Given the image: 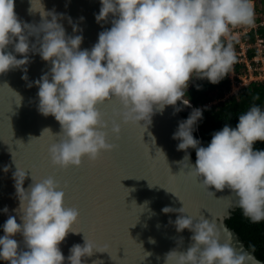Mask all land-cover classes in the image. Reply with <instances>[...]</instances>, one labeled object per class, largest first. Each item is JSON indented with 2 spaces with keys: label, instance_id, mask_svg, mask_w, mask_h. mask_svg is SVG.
<instances>
[{
  "label": "clouds",
  "instance_id": "1",
  "mask_svg": "<svg viewBox=\"0 0 264 264\" xmlns=\"http://www.w3.org/2000/svg\"><path fill=\"white\" fill-rule=\"evenodd\" d=\"M251 3V0H100L95 19L100 23L111 16V27L98 34L90 49H81L82 34H66L59 22L63 14H41L51 19L45 18L33 26L18 19L15 0H0V73L23 67L22 78L27 79L30 51L38 52L44 61L51 63L49 72L28 86L32 83L38 86V111L52 115L61 126L63 135L48 147L51 164L60 169L78 167L84 157L95 161L102 151L114 149L115 145L107 139L109 123L111 133L118 136L121 122L147 127L152 116L168 105L174 107V113L181 110V105L191 106L192 111L178 122L173 133V139L179 140L177 149L185 151L178 162L183 165L179 173H183L185 181L199 179L207 189L209 186L217 191L231 189L243 214L252 222H260L264 220V149H255L253 145L264 141V110L253 104L239 115L235 127L225 124L203 146L193 135L203 118V109L195 108L186 96L194 78L215 84L227 75L237 57L233 46L238 43L230 36L231 31L235 30L237 37L242 36L238 40L241 45L244 30L250 31L249 39L252 33L255 35L252 44L257 34L262 35L259 30L264 27V20L257 18L253 22ZM78 31L82 33L73 24V32ZM31 35L37 36L38 48L30 44ZM229 37L232 39L227 42ZM10 44L22 58L6 51ZM251 54L255 55V49L249 51V59L254 57ZM234 76L232 73L231 77ZM237 92L232 89L230 95ZM113 98L119 101L120 108L114 110L109 121L99 105ZM46 131L51 132L45 128L43 133ZM189 148L196 152L194 165L188 163ZM4 171H8V166ZM25 178V170L16 165L13 179L22 223L12 215L4 222L0 260L9 264H64L65 256L59 245L69 231L76 232L73 225L79 212L64 206L65 193L53 176L38 181L32 176L27 190L23 187ZM3 211H8L6 206ZM162 211L180 213L174 221L176 230H190L193 241L186 251L176 248L168 251L164 264H247L251 259L249 253L234 250L230 240L221 242L214 220L210 222L203 217L196 220L185 215L184 205L179 209L166 206ZM17 233L23 236L27 250H18V241L14 239ZM94 249L101 251L84 237L83 245L71 246L67 260L69 264H84L82 257L90 256Z\"/></svg>",
  "mask_w": 264,
  "mask_h": 264
},
{
  "label": "water",
  "instance_id": "2",
  "mask_svg": "<svg viewBox=\"0 0 264 264\" xmlns=\"http://www.w3.org/2000/svg\"><path fill=\"white\" fill-rule=\"evenodd\" d=\"M100 7V0H15L14 10L22 23L33 26L45 18L51 19L42 16L48 12L63 14L59 22L66 34H82L80 48L90 49L98 34L111 27V16L97 23L95 16ZM73 24L82 33H74ZM29 41L39 47L36 35L29 36ZM6 51L22 58L14 52L13 44ZM28 56L27 79L22 78L23 67L0 73V236L4 235L2 226L9 215L22 223L13 179L17 165L26 172L23 183L26 190L32 176L36 181L53 176L65 193L64 206L79 212L73 225L76 232L69 231L59 245L65 256L64 264H69L71 246L83 245L84 237L101 251L107 249L103 252L94 249L90 256L82 257L84 264H164L168 251L173 248L186 251L193 243L190 230H176L174 221L180 213L162 211L166 206L179 209L183 205L185 215L196 220L201 217L214 220L221 242L230 240L234 250L250 254L247 264H264L226 223L240 208L231 189L217 191L212 186L207 189L199 179L185 181L183 173H179L183 165L178 162L185 151L177 149L179 140L173 139V133L183 120L182 112H191V106L181 105V110L174 113V107L168 105L152 116L147 127L121 122L118 136L111 133L109 123L107 139L115 145L114 149L102 151L95 161L84 157L80 166L60 169L51 164L48 147L63 135L61 126L52 115L38 111V86L35 83L28 86L49 72L51 63L44 61L38 52L30 51ZM13 96L16 103H12ZM99 107L110 121L120 104L113 98ZM45 128L51 132L43 133ZM192 150L187 149L188 163L194 165ZM5 166L8 171H4ZM5 206L7 212L3 211ZM14 239L18 241V250H27L21 234L17 233ZM0 264L9 262L0 260Z\"/></svg>",
  "mask_w": 264,
  "mask_h": 264
},
{
  "label": "trees",
  "instance_id": "3",
  "mask_svg": "<svg viewBox=\"0 0 264 264\" xmlns=\"http://www.w3.org/2000/svg\"><path fill=\"white\" fill-rule=\"evenodd\" d=\"M259 31L264 37V27ZM221 39L226 44L224 37ZM250 41H255L253 33L250 35ZM253 55L251 54L250 57ZM233 66V69L231 67L227 75L218 83L213 84L206 79L198 78H194L189 83L186 96L195 108L203 109V118L193 132L194 137L199 139L203 146H207L214 132L222 129L225 124L235 127L239 115L253 104L259 105L264 110V81H253L243 85L236 94L230 95L233 84L241 82L240 77L247 73V69L238 62L237 57ZM232 73L234 77H231ZM189 113L182 112L183 119H186ZM253 147L264 149V141H256ZM192 157L196 160L195 149L192 150ZM226 223L238 234L246 248L254 251L256 257L264 262V220L252 222L243 214L241 208H238L230 218L226 219Z\"/></svg>",
  "mask_w": 264,
  "mask_h": 264
},
{
  "label": "built area",
  "instance_id": "4",
  "mask_svg": "<svg viewBox=\"0 0 264 264\" xmlns=\"http://www.w3.org/2000/svg\"><path fill=\"white\" fill-rule=\"evenodd\" d=\"M249 32H250L249 30L248 31L244 30L242 32V35L245 36V38L243 39V43L241 45L242 55L245 56L246 51L248 52L250 49H255V55L252 59H249L248 57V61L246 64L240 63V60H239V63L244 65L245 68L247 69L246 70L247 73H245L244 75L240 77L241 82H239L237 85L236 84L234 85L233 90L236 92L240 90V88L243 85H248L249 83L253 81H260V82L264 81V68H260L261 66L264 67L263 65L264 64V37L262 35L257 34L256 42L252 44L248 37ZM231 39L232 38L229 37V39H227V42H230ZM254 47H257V48H254Z\"/></svg>",
  "mask_w": 264,
  "mask_h": 264
},
{
  "label": "rangeland",
  "instance_id": "5",
  "mask_svg": "<svg viewBox=\"0 0 264 264\" xmlns=\"http://www.w3.org/2000/svg\"><path fill=\"white\" fill-rule=\"evenodd\" d=\"M251 1H253V3H251V5H252L253 11H254L253 22L255 23L257 18H259L261 21H263L264 20L263 0H251ZM230 27H232V26H230ZM235 32L236 31L234 30V31H231V33H230V36L232 38H234L233 40H235L238 43V46H233V49L235 50V55L237 56L238 60H240V63L246 64L248 61V57H249V51L251 49L248 52L246 51L245 56L242 55L241 44H240L241 42L238 41L240 39L242 40V36L237 37V33H235ZM239 45H240V47H239ZM254 48H257V47H254ZM238 51H239V56L236 54ZM260 68H264V67L261 66ZM215 103H217V102H215Z\"/></svg>",
  "mask_w": 264,
  "mask_h": 264
},
{
  "label": "snow or ice",
  "instance_id": "6",
  "mask_svg": "<svg viewBox=\"0 0 264 264\" xmlns=\"http://www.w3.org/2000/svg\"><path fill=\"white\" fill-rule=\"evenodd\" d=\"M12 103H16V97H14V96L12 97Z\"/></svg>",
  "mask_w": 264,
  "mask_h": 264
},
{
  "label": "bare ground",
  "instance_id": "7",
  "mask_svg": "<svg viewBox=\"0 0 264 264\" xmlns=\"http://www.w3.org/2000/svg\"><path fill=\"white\" fill-rule=\"evenodd\" d=\"M191 105V104H190Z\"/></svg>",
  "mask_w": 264,
  "mask_h": 264
}]
</instances>
